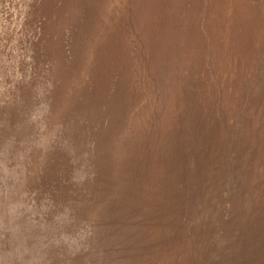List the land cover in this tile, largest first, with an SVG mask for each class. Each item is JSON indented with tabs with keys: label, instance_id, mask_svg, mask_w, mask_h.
Masks as SVG:
<instances>
[{
	"label": "rangeland",
	"instance_id": "rangeland-1",
	"mask_svg": "<svg viewBox=\"0 0 264 264\" xmlns=\"http://www.w3.org/2000/svg\"><path fill=\"white\" fill-rule=\"evenodd\" d=\"M0 264H264V0H0Z\"/></svg>",
	"mask_w": 264,
	"mask_h": 264
}]
</instances>
